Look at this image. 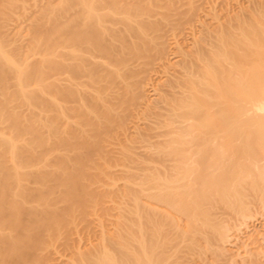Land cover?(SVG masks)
<instances>
[{"label":"bare ground","instance_id":"bare-ground-1","mask_svg":"<svg viewBox=\"0 0 264 264\" xmlns=\"http://www.w3.org/2000/svg\"><path fill=\"white\" fill-rule=\"evenodd\" d=\"M13 1L0 0V14ZM60 1L51 25L36 28L43 32L34 47L42 55L36 62L46 63L49 73L36 81L45 70L25 62L17 92L51 112L41 126L53 133V142L30 116L28 123L16 116L10 124L18 133L26 130L28 141L14 145L13 140H0V264H43L46 244L59 230H67L69 221L47 231L49 235L42 231L29 237L23 230L50 194L61 192L60 201L48 209L53 216L64 215L73 199L83 204L79 177L65 172L72 165L81 171L95 165L102 151L126 160L128 164L120 163L124 172L140 171L128 176L136 180L135 187L125 191L128 197L113 201L118 213L112 228L103 227L101 245L76 246L77 256L59 254L51 264H183L178 261L182 253L199 256L204 251L223 260L234 252L225 246L231 229L244 224L252 206L259 205L264 213V0L238 1L225 18L221 10L219 15L211 10V21L201 20L197 28L181 31L180 38L171 35V43L157 18L159 11L152 8L164 5L163 0ZM170 1L166 14L183 12L177 0ZM48 54L53 56H43ZM6 59L0 52V88L6 87ZM156 64L166 74L153 86L148 80ZM33 78L35 86L24 91ZM43 88L52 100L40 93ZM4 108L0 103V119L10 114ZM139 112L148 121L143 126L156 129L143 132L140 145L126 146L119 136L127 138L137 129ZM45 149L51 158L38 162ZM8 154L14 167L5 162ZM143 159L150 163L141 164ZM40 164H49V170H41ZM23 168L30 171L24 189L12 176ZM48 182L44 192L34 186ZM24 193L29 198L24 205L10 204ZM242 242L253 257L248 264H264L258 259L264 247ZM23 244L32 250L21 252ZM231 256L228 262L235 264Z\"/></svg>","mask_w":264,"mask_h":264},{"label":"rangeland","instance_id":"rangeland-1","mask_svg":"<svg viewBox=\"0 0 264 264\" xmlns=\"http://www.w3.org/2000/svg\"><path fill=\"white\" fill-rule=\"evenodd\" d=\"M164 1H165V3H164ZM238 1L241 2L243 0H177V2H178L177 4H179V6L181 5L180 10H182L183 12L180 14H176V15L166 14V8H167V6H169V4H171L170 0H163L162 2L164 3V5H162V6L160 5V7L158 5V7L155 6L152 8L159 11L157 18L159 19V21L162 20L160 25L163 28V31L167 32L166 33L167 36L171 38V39H169V42L170 41L172 42L173 36L177 35L175 38L176 39L180 38V36L182 35L180 33L181 31H183V33L184 32L187 33V32H189V30L192 27L194 28L196 26V28H197L199 26V24H200L199 22H201V20L202 21H211L212 17L215 14V13H213L215 9H216L215 10L216 14L219 15V11L221 10L220 13L221 12L222 13L220 15L223 16L224 18H225V16L227 17V15H226L227 11L229 12L230 7L233 5H236ZM61 3L62 2L60 0H14L13 5L11 7H8L7 9H5L4 10L5 13L0 14V15H2V17H0V52L3 51L6 54V58H7L6 61H4L2 63L3 68L4 69L6 68L5 69L6 70L5 71L6 87L0 88V103H4V107H5L4 109H5V113L7 115L9 113L12 114V115H10V114L8 115L9 118L6 116L5 118L0 119V140L1 139L3 140L4 138L9 139V140H13L14 145H22V144H24V142L28 141L31 138V135L28 132H26V130H21V131H19L20 133H18V131H16L13 128V126H10V124L13 120H15L14 117H16V116L21 118L22 122L24 121V123L25 122L28 123L27 119H28V116H30L32 119L29 118V121L33 120V122H35V123L38 122L37 124H34V126H37L40 129L42 128L40 130L42 132V136L47 141H49L50 143L53 142V141H51L52 138L54 137L53 133L50 132L46 127L41 126V124H43L46 121V118L51 116V112L50 113H49V111L45 112L41 106H34L33 105L34 103H32L33 102L32 99L31 100H30V98L28 99L29 96L27 98H24L23 95H21V93L19 94L17 92H19L18 91V89H19V84H18L19 78L18 77L22 76L25 72V68L23 67L25 62L26 63L29 62V64H33L34 67L36 66L35 64H37L40 66V68L45 70L46 63H44L43 61L42 62L41 61L36 62L37 59L40 60L39 58H41L42 55L39 56L41 51H38V50L36 51L34 47L37 46V44L41 40L42 33H43L40 31V29L37 30L36 28L40 24L45 26L44 28H46L47 26H50L51 23L53 22V20H55V18H54L55 14H53V13H56L55 10H58V9H56V8H58V6L60 9ZM163 3H161V4H163ZM53 9H55V10H53ZM160 11H161V14H160ZM162 13H164L165 15L164 14L162 15ZM209 14L210 15L212 14V15L210 16ZM167 15H168V17H167ZM162 16H163V18L160 19ZM200 17H203V18H200ZM191 18H193L194 20L193 19L191 20ZM208 18H210V19H208ZM169 19L172 21V22L170 21V23L173 25H171L168 22ZM162 24H163V26H162ZM169 24H170V26H169ZM174 25H177V26H174ZM167 26H168V28H167ZM173 31H174V33H172ZM160 32H161V30H160ZM171 35H172V37H171ZM38 52H39V54H38ZM43 56H45V57L48 56V58L49 57L51 58L53 55L48 54V55H43ZM14 60H18V64H15V63L13 64ZM39 66H37L35 68H39ZM156 70L157 71H155V73H153V72L151 73L152 80H150V81L148 80V83H151V84L153 83V86L156 85L159 82V79H162L161 77H163L166 74L164 72V69L161 68L160 66H158L156 68ZM158 70L161 74L158 72ZM43 72H44V74H43ZM43 72H40L41 74H39L38 77H34L36 79V81L42 80L43 75L45 76L46 73H47V75L49 73L47 70H45ZM162 72H164V74H162ZM21 73H23V74L21 75ZM35 79H34V81L32 80L23 90L26 91V89L33 88L35 86ZM155 80L157 81V83ZM154 82H155V84H154ZM151 84H149V85H151ZM149 85H148V89L151 90V86H149ZM44 91H47V90L45 88H43L40 93L45 96L47 94ZM149 92L146 93V94H148L147 97L150 98V96H151V99H154V97H155L154 94L153 93L151 94ZM151 92H153V91H151ZM47 97H48V100H50V99L52 100V96L47 95ZM29 100L31 101V103ZM4 109H2V111H4ZM40 110H43V111H40ZM7 111H8V113H7ZM139 111L141 112V109ZM37 112H38V115H36ZM42 112H44L45 114H43ZM140 112H139L140 115L136 118V120L135 119L134 120L136 121V123L138 122L139 127L140 126L142 127L144 125L142 123H145L148 121H146V119H144V117L142 116L143 113H140ZM42 115H44V116H42ZM46 115L47 116L49 115V116L47 117ZM42 117H43V119H42ZM11 118H14V119H11ZM9 119L11 121H9ZM140 119H142V120H140ZM143 120H144V122H142ZM39 123H40L41 127L38 126ZM145 125L146 126H143L142 129H140L141 127L139 128L138 126H137L136 130L131 129V132H130L131 134L127 138L126 137L124 138V136H122V135L119 136L121 143L122 144L126 143V144H124L126 146L127 145H129V146L140 145L141 143H139L140 142L139 140H141V139L139 137L141 135H143L144 133L147 134L148 132H150L152 130L155 131V129H156V128H154V126H152L153 129H151L149 127V124H147V123ZM44 129L46 130V132ZM133 133H135V134H133ZM124 140H125V142H123ZM113 141L115 142V139H113ZM134 141H137V142L134 143ZM102 152H100L94 158V161L96 163L93 166L94 167L96 166L95 168L92 165L91 166L89 165V167H85L81 171L80 169H77V167L75 165H72L71 167L69 166V168H68L69 171L65 172V173H69V174H74L75 176L79 177V181H80V185H81L79 193L81 196H84V198H85V202L83 204H80L81 202H79V200L73 199L69 202L68 206L66 207V212L64 215L60 214V215L53 216V215L49 214L48 209H49V207L57 204L60 201L59 195L61 194V192H60V194L57 192L54 194H50L48 196V200L46 202H44L42 205L37 207V209L35 211L36 215L34 216L33 219L31 218V221H33V223L31 224V222H30V225L26 229L23 230V232L29 237L37 236L39 234V232H42V231L44 233L46 232L45 234L49 235V233L47 231L56 230V229L59 230V228L61 229V225H62L63 221H69L68 229L67 230L63 229V231H62V229L59 230L60 231L59 235L56 233L53 236H51L50 240L46 244V246L48 245V247H47L48 250H46V252H45V254H47V255H44L45 257H44V259H42L43 264L53 263L54 261H52V260L54 258H56L59 254H63V253H65V254L68 253L67 255L73 257L74 254H76V253H74V249L77 248L76 246L80 247L82 244L84 245V243L85 244L88 243V245H89V242H90V244L91 243L93 244L94 242H96V243H94L95 245H101V243H102V240H101L102 236L101 235H102L104 228H107V226H108V228H112L113 225H111V224H115L114 219L116 217H114V216L117 215L118 208L116 206V203L113 201L117 200L116 202H118L120 200V198H122L124 195H126L124 197H128L127 194L129 192V190H127V189H131V187H133V188L135 187L134 181L136 182V180H132L134 178H131V177L129 178L128 176H131L133 174L135 175V173L137 174L140 171H136L135 169H133L132 171L124 172L126 170L124 165L128 164L126 160L121 159L122 161H119L115 157H113V154H111L110 152H105V153H104V151H102ZM51 156L52 155H50L49 152L46 151V149H45L41 153V157H40V159H38V162H42L46 158L50 159ZM5 162L9 166H12V167L15 166L14 162L12 161V157L10 154L6 155ZM104 162H106V163L108 162L107 163L108 166H105ZM111 162H114V166L111 164ZM122 162H126L125 164L124 163L122 164V166H124V167H121L120 163H122ZM147 162L150 163L149 159H143L141 164L148 165ZM44 163H42V165ZM97 163L98 164L100 163L99 166H101V168H99V167L97 168V166H98ZM42 165L41 164H40V166L38 165L41 170H43V171L49 170V166H48L49 164L46 166H42ZM104 167H105V169H103ZM107 167H108V169H107ZM25 169H27V168L20 169L19 171H17L19 174L16 173V175L15 174L12 175V176H16L14 182H16L15 185L18 186V188L21 187L22 189H24L28 184V179L26 178L25 174L27 172L29 173L30 171H24ZM103 170H104V172H103ZM120 170H122V171H120ZM119 172L122 174H119ZM122 175H124L125 177H123ZM115 177L116 178L118 177L117 178V181L119 180L118 182L114 179H111V178H115ZM52 183L53 182L50 181V184H52ZM48 184H49V182L46 185L38 183L34 186L38 187L37 188L38 190H42V192H44L47 190ZM97 184H98V186H97ZM113 185H114V187H113ZM122 185H126V186H122ZM96 186L98 188H96ZM91 189H93L94 191H92ZM86 190H89L88 195L87 194L84 195ZM122 190L124 191V193L122 192ZM125 191H128V192L126 193ZM120 194H122V196H120ZM115 196H117V197L115 198ZM28 199L29 198L25 193L20 194V195H18V197L16 199L11 201L10 204L13 206H22L26 203V201ZM259 208H260L259 205L252 206L250 208V210L248 211V213L250 212L249 216L242 221V222H244V224L240 222L241 224L240 223L238 224L240 226L238 227V225H237V228L238 229L240 228V229L238 230L237 228H233V229H235V231L233 229H231L232 233H230L231 231L229 232L230 235L233 234L232 237L229 236V237H231L232 240L230 239L229 240L230 242H227L228 244L225 243V246H227V248H229V250H228V251H230L229 253H231L232 251L237 252V250H238L237 255L234 252L231 253L232 255H234V256H231L232 259H235V261L237 260L235 262V264L236 263L237 264H246V263L248 264V262L250 261L249 259L253 258V257L249 258V254L245 252V249L243 248V244H241V242L243 240L244 241L242 243H245L247 241L246 243H250V246L252 245L251 247L256 246L255 248H258V250L262 249L264 247V243H263V240H264V213L261 212L262 210ZM110 222H111V224H110ZM116 224H117V222H116ZM261 237H262V239H261ZM251 241H253V242H251ZM258 244H259V246H258ZM67 246H68V248H67ZM260 246H262V247H260ZM21 249H22L21 252H25V253H28L29 251L32 250L26 244H23L21 246ZM67 249H71V250H67ZM214 249L217 250L216 247ZM56 251L59 253L57 254ZM262 251H264V248L262 249ZM70 252H71V254H70ZM95 252L97 253L98 250L96 249ZM210 252H207V251L201 252L199 256H198L199 253H192V254H194V256L191 253H186V254L182 253L180 255V257L178 258V261L181 260L180 263H183V264H191V263L192 264H210V263L211 264H224V263L230 264V262H228V261H230L229 256L231 254L229 255L227 250H226V252H227L226 255L223 256V260L221 259L222 258L221 256L217 257L216 254L214 252H212L215 255L214 256V255H212V253L210 254ZM239 252H241L242 254ZM50 253L53 255H51ZM227 254H228V256H227ZM244 255H246V256H244ZM75 256H77V254ZM200 256L201 257L203 256V257L201 258ZM225 256L229 257L228 258L229 260L226 257V261H225V259H224ZM215 257L220 258L221 260L220 259L216 260ZM182 258H184V259H182ZM211 258H213V260ZM259 258H260V261H264V255L263 254H261V255L259 254L258 259ZM5 263L6 262H4L3 264H5Z\"/></svg>","mask_w":264,"mask_h":264}]
</instances>
